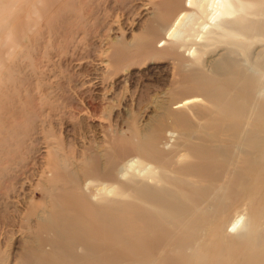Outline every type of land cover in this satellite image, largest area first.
<instances>
[{
    "label": "rangeland",
    "instance_id": "obj_1",
    "mask_svg": "<svg viewBox=\"0 0 264 264\" xmlns=\"http://www.w3.org/2000/svg\"><path fill=\"white\" fill-rule=\"evenodd\" d=\"M163 3L0 0V264H264V162L243 180L236 173L242 160L232 154L199 160L206 168L196 183L167 173L188 183L173 188L197 222L189 231L164 228L161 243L134 237L157 225L144 202L129 198L123 206L107 205L102 209L107 218L95 221L69 191L71 184L61 180L64 174L54 177L59 165L87 172L124 146L156 143L168 151L178 144L183 155L215 142L225 145L209 130L217 125L229 132L225 106L213 104L217 100L179 111L192 139L179 138L171 128L154 134L168 125L152 127L163 113L159 106L180 102L191 91L178 88L185 81L157 45L156 21L162 13L168 22L174 15L158 9ZM263 51L264 42L247 49L252 56ZM221 53L205 57L207 63ZM199 66L193 76L216 87L224 82L223 91L238 103L246 100L244 114L252 112L247 97L254 81L242 91L240 83L229 84L228 77ZM244 211L248 232L226 236L230 222Z\"/></svg>",
    "mask_w": 264,
    "mask_h": 264
},
{
    "label": "bare ground",
    "instance_id": "obj_2",
    "mask_svg": "<svg viewBox=\"0 0 264 264\" xmlns=\"http://www.w3.org/2000/svg\"><path fill=\"white\" fill-rule=\"evenodd\" d=\"M165 2L158 5V9L160 11L164 9L168 14L174 12V15L171 22L167 21L163 13L156 21L153 27L154 34L160 32L161 38L157 45L161 44L158 48H163L165 57L173 61L175 71L185 81V84L177 83L178 88L184 90L189 88L191 91L190 97L180 102L170 101L168 107L164 104L159 106L163 113L152 120V127L155 125L160 127L161 122H167L168 125L167 127L164 125V128H155L157 132L154 134L162 135L171 128V131L178 132L179 138L192 139L193 134H185L187 132L180 123L182 119L179 117V111L181 108L191 109V105L200 106L201 103L203 105L208 100L211 104L213 100H217L213 104L220 101L225 106L227 118L223 119L228 124L229 132L220 131L217 125L209 126V130H214L220 135L225 145L215 142L202 152L200 149H189L183 155L177 151L178 144L168 151L161 149L156 143L139 145L132 150H127L124 146L115 149L110 156H104L105 162L99 161V166L87 167V172L82 173L78 169L69 172L66 165L58 164L62 167L59 171H62L54 174L55 178H61L64 174V179L61 180L71 184L72 189L68 187L69 191L80 200L85 209H90L87 214L95 221L98 216H102L103 219L106 217L102 209L110 204L123 206L129 198L147 204L150 215L157 225L155 227L148 225L146 229L139 230L134 237L156 243H161L158 239L164 228L189 231L197 222L191 220L189 207L177 196V190L174 189L182 188L188 183L180 178H170L168 175L170 172H176L184 177L189 176L196 183L200 172L206 168L200 162L215 161L232 154L242 160L243 168L241 172L237 170L236 173L242 176L243 180L247 177V172L258 169L264 162V112L261 113L260 110L264 108V51L258 56L247 53L251 43L264 42V0H165ZM147 42L150 43V40ZM150 46L152 47V43ZM219 49H222V53L218 59L208 64L205 57ZM199 64L205 65L210 74L228 77L227 79L231 80L229 84L240 83L242 91L247 82L254 81L247 97L251 106L248 110L252 112L244 114L246 100L238 103L223 91L227 87L224 82L216 87L214 84L209 85L210 80L201 82L197 76H193L192 73L201 69ZM185 73L190 77L184 76ZM236 73L238 76L234 78ZM173 105H176L174 109L178 111L172 110ZM188 130L190 132L189 128ZM170 133L171 138L174 137V134ZM140 135L147 137L143 133ZM190 146L195 145L189 144L188 148ZM235 149L239 150L237 154ZM210 156L213 159L207 160ZM97 223L100 225L99 221ZM250 224L247 213L241 212L230 222L226 236H229V233L237 234L235 237L238 238L245 236ZM143 233L146 234L138 236ZM84 251L90 254L93 249L86 247Z\"/></svg>",
    "mask_w": 264,
    "mask_h": 264
}]
</instances>
